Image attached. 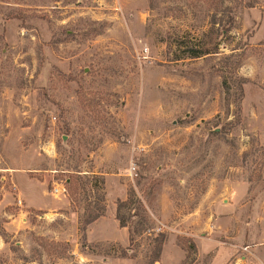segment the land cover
<instances>
[{"label":"rangeland","instance_id":"1","mask_svg":"<svg viewBox=\"0 0 264 264\" xmlns=\"http://www.w3.org/2000/svg\"><path fill=\"white\" fill-rule=\"evenodd\" d=\"M169 240L264 264V0H0V264H165Z\"/></svg>","mask_w":264,"mask_h":264},{"label":"trees","instance_id":"2","mask_svg":"<svg viewBox=\"0 0 264 264\" xmlns=\"http://www.w3.org/2000/svg\"><path fill=\"white\" fill-rule=\"evenodd\" d=\"M226 1H230V0H222L223 3L226 2ZM230 20L232 21V16H231ZM210 53H211L210 50H207V49H204V50L190 49L187 52L186 56L188 58H199L201 56L208 55ZM224 86H226V82L225 81H224ZM85 180H86L87 184H89L91 182V186L93 188H96L97 190L101 189V186L104 184L101 178H99L97 176H94V175H90L89 177H86ZM84 185H86V184H84ZM81 188L83 189L84 187L82 186ZM131 205H134V202L132 201L131 196H128L126 201H118L117 205H116V215H115L116 220L119 223V226L121 228H126L127 229L130 243L133 241L134 233L142 232L144 230V227L141 226L142 223H140V226H141L140 228H135V229L132 228L131 226H129L128 223H127L128 220H130L131 217H133V218L137 217L139 215L138 212L137 213L133 212V214H131V215L129 214L128 218L122 215V210L123 209H128L129 210V207ZM102 216H104L102 213L93 214L87 220L86 224L89 225V224L93 223L94 221H96L98 218H100ZM153 241L158 243V247L156 248V252H155V255H154V258H153V263H155V262L158 261L159 254H160V251H161V245L163 244L164 239H163V237H162L161 240H157L156 238H154Z\"/></svg>","mask_w":264,"mask_h":264},{"label":"crops","instance_id":"3","mask_svg":"<svg viewBox=\"0 0 264 264\" xmlns=\"http://www.w3.org/2000/svg\"><path fill=\"white\" fill-rule=\"evenodd\" d=\"M32 204H35V202L32 200ZM33 206H35V205H33ZM36 206H42V205H36ZM35 206V207H36ZM110 214H113V209L110 211ZM104 218L105 217H101V218H99V219H97L96 221H94L91 225H90V231L88 232V234H90V232H91V230H94V228H97V224L99 223V222H101V221H103L104 220ZM197 248H198V259L197 260H195L194 262H193V264H199V257L201 256V251H200V249H199V245L197 246ZM168 250L171 252V253H173V255L175 254L176 256H177V258H179L180 259V255H182L181 254V252H180V250L173 244H171V242H170V240L168 241V243H166L165 245H164V247H163V251H162V256H161V260L163 261V262H165V264H174L173 263V261L172 262H170V263H168V262H166V261H168L167 259H164L166 256H167V253H168ZM164 257V258H163ZM182 258V257H181ZM170 260H172V259H170ZM177 261H179V260H177Z\"/></svg>","mask_w":264,"mask_h":264},{"label":"built area","instance_id":"4","mask_svg":"<svg viewBox=\"0 0 264 264\" xmlns=\"http://www.w3.org/2000/svg\"><path fill=\"white\" fill-rule=\"evenodd\" d=\"M65 187L64 185H57L55 187L52 188V194L53 195H59V194H63L65 192Z\"/></svg>","mask_w":264,"mask_h":264}]
</instances>
